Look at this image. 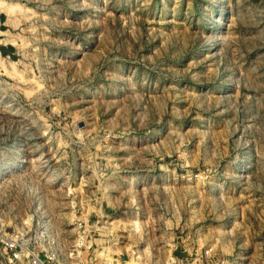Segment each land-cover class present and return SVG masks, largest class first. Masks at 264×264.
Instances as JSON below:
<instances>
[{
    "label": "rangeland",
    "instance_id": "obj_1",
    "mask_svg": "<svg viewBox=\"0 0 264 264\" xmlns=\"http://www.w3.org/2000/svg\"><path fill=\"white\" fill-rule=\"evenodd\" d=\"M11 239L264 264V0H0V264Z\"/></svg>",
    "mask_w": 264,
    "mask_h": 264
},
{
    "label": "built area",
    "instance_id": "obj_2",
    "mask_svg": "<svg viewBox=\"0 0 264 264\" xmlns=\"http://www.w3.org/2000/svg\"><path fill=\"white\" fill-rule=\"evenodd\" d=\"M16 237L18 235L16 234ZM0 242H3L0 240ZM5 246L8 247L12 253V261H15L16 264H65L64 258H61L60 262H57V260L54 259V257L51 254L44 253L39 254L35 251H24L22 247L19 245L16 239H11L10 242L6 241L4 242ZM25 252V253H24ZM26 254V255H25ZM104 257L98 261L97 263H92L91 261H81L77 262L76 264H122V260L120 258L121 252L118 253L119 255H115L116 253H112L109 255L108 253H103ZM204 255H200L201 258L205 257L207 258L210 256L209 251L205 250ZM164 264H213L210 262L205 263H189L188 261L184 260H178L174 257H169L166 259ZM214 264H227L225 260H218Z\"/></svg>",
    "mask_w": 264,
    "mask_h": 264
}]
</instances>
